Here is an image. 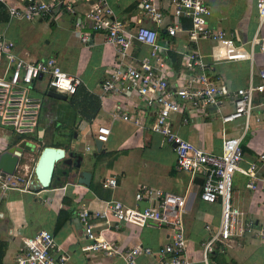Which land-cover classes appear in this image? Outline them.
<instances>
[{
  "label": "built area",
  "instance_id": "obj_1",
  "mask_svg": "<svg viewBox=\"0 0 264 264\" xmlns=\"http://www.w3.org/2000/svg\"><path fill=\"white\" fill-rule=\"evenodd\" d=\"M74 3L86 5L81 12L84 25L90 31L100 32L113 49V64L98 83L99 96L129 94L137 99L130 112L120 106L109 110L110 118L157 135L160 144L170 146L176 171L201 176L198 198L218 204L217 224L199 244L201 261L206 264L215 242L226 245L246 234L264 238V174L257 173L264 154H258L254 161L240 167L241 135L222 138L220 150L215 153L181 137L175 128L196 125L210 118L222 126L241 118L242 128H247L252 117L253 95L264 94V67L253 74L249 70L245 86L228 89L212 66L221 61L239 60L250 64L251 50L237 44L235 34L207 24L210 10L204 0H140L138 13L125 20L113 17L107 0H0L7 17L16 20L46 17L56 7L75 15ZM254 8L257 25H260L264 23V0H255ZM182 21L187 25L183 26ZM75 25L79 27L78 23ZM179 36L185 42L181 48L174 44ZM86 38L85 34L79 36L81 42ZM200 40L210 42L207 55H202L196 48ZM254 42H258V49L264 51V43L256 36L249 43ZM140 48H144V52ZM169 54L178 57L176 69L168 60ZM253 75L257 78L255 82ZM41 78L46 89L67 96L74 93L79 83L77 78L63 72L52 56L25 59L15 52L14 43L0 34V127L8 128L13 135L34 131L40 99L30 92L34 82ZM225 104L229 109L224 111ZM148 113L151 120L145 123ZM253 119L257 120L256 117ZM95 132L94 139L104 142L109 128L98 126ZM2 149L0 140V152ZM235 172L247 178L244 187L253 194L254 210L249 214L231 203ZM30 175L25 163L17 164L11 174L0 171V189H25ZM114 184L113 177L100 181L103 188H111ZM133 198L135 201L145 199L148 205L127 207L118 200H108L100 210L91 213L81 208L77 218L88 242L81 250L103 257H118L123 264H135L136 258L150 254L158 256V264H188L182 222L185 193L139 185ZM121 224L139 227L151 224L164 228L167 241L155 250L142 244L120 249L103 233L115 230ZM204 229L208 230V225H204ZM21 242L13 256V264H67V252L54 242L48 230L40 229L30 237L21 238Z\"/></svg>",
  "mask_w": 264,
  "mask_h": 264
},
{
  "label": "crops",
  "instance_id": "obj_2",
  "mask_svg": "<svg viewBox=\"0 0 264 264\" xmlns=\"http://www.w3.org/2000/svg\"><path fill=\"white\" fill-rule=\"evenodd\" d=\"M139 1L107 0L113 17L119 20L138 13ZM204 1L210 10L207 24L235 34L238 38L236 43L251 50L250 64L244 60L221 61L212 68L228 89L245 86L249 70L253 74L264 67V51L258 49V42L249 43L253 36L264 43V23L257 25L255 0ZM57 8L49 16L31 20L8 18L0 8V34L14 43L17 54L28 60L52 56L63 72L77 78L79 82L74 95L62 94L66 100H60L46 95L49 90L45 88L43 78L36 80L30 92L40 99L34 131L13 135L8 128L0 127L2 151L21 140L32 145L30 150H22L17 161V164H27L31 173L27 187L0 189V264H13V256L22 245L21 238L30 237L40 229L50 231L54 242L67 252V264H123L118 257H103L81 250L88 242L84 238L77 212L81 208L89 213L100 210L108 200H118L127 207H144L148 201H135L133 198L139 185L171 193H185V211L182 215L185 256L188 264H204L199 244L217 224V202L208 203L198 198L201 176H189L184 171H176L170 146L160 144L157 135L110 118L109 110L115 106L130 112L137 101L135 96L129 94L99 96L98 83L113 64V49L100 32L90 31L84 25L81 12L86 8L85 4H73L77 11L75 15L64 13L61 7ZM143 23L149 24L147 21ZM186 25L184 22L183 26ZM82 34L87 36L85 42L79 39ZM40 36L44 37L41 41ZM32 42L38 43L36 47L40 48L41 54L30 48ZM184 43V38L179 36L174 44L181 48ZM209 47L210 42L206 40L196 44L202 55L208 54ZM140 50L144 52V48ZM252 81H257L256 76H252ZM84 94L91 99L86 101L85 108L81 110L78 102ZM228 109L229 106L225 104L223 110ZM251 115L246 129L242 128L241 118L224 126L210 118L196 125H178L175 128L181 137L205 151L215 153L220 150L222 138L241 135L242 159L239 166L245 167L258 154H264L263 93H254ZM150 120L151 115L148 113L145 123ZM102 125L109 128V134L96 151L94 135L96 128ZM37 127L42 128L40 142L36 140ZM54 130H60L58 136L51 134ZM41 144L64 147L65 154L74 152L79 155L80 169L89 173L87 184L77 183L76 174H63V164L57 162L54 168L59 172L51 178L54 182H50L47 188L37 187L32 167ZM257 173L264 174V161ZM108 177L114 178V186L101 187L100 181ZM246 180L238 172L232 175L231 203L249 214L254 210V203L252 192L244 187ZM57 219H61L60 224L55 226ZM91 221L94 222V219ZM204 225H208V230L204 229ZM103 236L120 249L142 244L155 250L167 241V231L151 224L142 227L121 224L115 230H106ZM214 244V254L208 255L206 264H264V238L257 239L246 234L230 240L226 245L220 242ZM158 261L157 255L150 254L136 258L135 264H158Z\"/></svg>",
  "mask_w": 264,
  "mask_h": 264
},
{
  "label": "water",
  "instance_id": "obj_3",
  "mask_svg": "<svg viewBox=\"0 0 264 264\" xmlns=\"http://www.w3.org/2000/svg\"><path fill=\"white\" fill-rule=\"evenodd\" d=\"M47 96L52 98L66 100V97L60 93L49 90L46 92ZM42 128L36 129V140L41 141ZM95 150H99L101 142L93 140ZM31 145L24 140L17 144L10 146L5 151L0 152V171L6 174H11L17 164L18 157L22 150H30ZM61 162L64 167V174H76V181L79 184L86 185L89 173L80 169V157L74 152L65 154L64 147H53L41 144L36 160L32 167V175L34 183L39 188H47L51 182L55 164Z\"/></svg>",
  "mask_w": 264,
  "mask_h": 264
},
{
  "label": "trees",
  "instance_id": "obj_4",
  "mask_svg": "<svg viewBox=\"0 0 264 264\" xmlns=\"http://www.w3.org/2000/svg\"><path fill=\"white\" fill-rule=\"evenodd\" d=\"M0 8H1V11L3 10L2 12L4 13V12H5V11H4V8H3L2 6H0ZM5 14H6V13H5ZM168 60H169L170 63L172 64V67H173L174 69H176V68H177V60H178V57H177V59H176V56H174V55H172V54H169V55H168ZM77 87H78V85L76 86L73 95L76 93ZM73 95H72V96H73ZM84 95H85V96H84V97L78 102V103H79V106H81V107H80L81 110L85 108V105H86L87 102L91 99V97H90L89 95H87V94H84ZM77 101H78V100H77ZM77 101H76V102H77ZM86 101H87V102H86ZM48 146L58 147V146H56V145H48ZM58 172H59V170L56 169V168H54L52 177L54 178V175H57ZM62 173L64 174V170H62ZM53 182H54V180H53V181L51 180V183H53ZM61 182H62V181H59L58 183H61ZM60 220H61V219H57L55 226H58V225L60 224ZM213 254H214V249H213L212 252L210 253V256H212Z\"/></svg>",
  "mask_w": 264,
  "mask_h": 264
},
{
  "label": "rangeland",
  "instance_id": "obj_5",
  "mask_svg": "<svg viewBox=\"0 0 264 264\" xmlns=\"http://www.w3.org/2000/svg\"><path fill=\"white\" fill-rule=\"evenodd\" d=\"M43 36H40V41L41 40H43ZM38 43L37 42H32L31 44H30V48H32L33 47V49H36V52L38 53V54H41L42 52H41V50H40V48L38 49L37 47H36V45H37ZM36 47V48H35ZM59 133H60V130H54V131H52L51 132V134L53 135V136H58L59 135Z\"/></svg>",
  "mask_w": 264,
  "mask_h": 264
}]
</instances>
